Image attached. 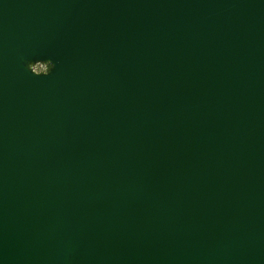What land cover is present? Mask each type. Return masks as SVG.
Returning <instances> with one entry per match:
<instances>
[{
	"label": "water",
	"instance_id": "water-1",
	"mask_svg": "<svg viewBox=\"0 0 264 264\" xmlns=\"http://www.w3.org/2000/svg\"><path fill=\"white\" fill-rule=\"evenodd\" d=\"M0 264H264V0H0Z\"/></svg>",
	"mask_w": 264,
	"mask_h": 264
},
{
	"label": "rangeland",
	"instance_id": "rangeland-1",
	"mask_svg": "<svg viewBox=\"0 0 264 264\" xmlns=\"http://www.w3.org/2000/svg\"><path fill=\"white\" fill-rule=\"evenodd\" d=\"M44 69V66L42 64H37L35 67H34V70L35 71H41Z\"/></svg>",
	"mask_w": 264,
	"mask_h": 264
}]
</instances>
